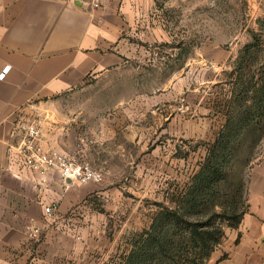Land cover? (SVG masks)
<instances>
[{"label": "crops", "instance_id": "crops-1", "mask_svg": "<svg viewBox=\"0 0 264 264\" xmlns=\"http://www.w3.org/2000/svg\"><path fill=\"white\" fill-rule=\"evenodd\" d=\"M102 1L94 8L91 0H0V72L10 66L0 78V264L114 263L115 239L92 197H125L113 158L131 145L145 150L147 129L126 109L79 112L72 123L60 110L66 93L125 66L134 53L127 35L146 0ZM25 121H39L45 144L103 168L105 179L66 184L53 173L45 181L17 150ZM52 202L50 219L45 206ZM246 202L240 224L225 229L207 264H264V154L249 171ZM33 222L41 226L36 243L28 234Z\"/></svg>", "mask_w": 264, "mask_h": 264}, {"label": "rangeland", "instance_id": "rangeland-1", "mask_svg": "<svg viewBox=\"0 0 264 264\" xmlns=\"http://www.w3.org/2000/svg\"><path fill=\"white\" fill-rule=\"evenodd\" d=\"M127 40L134 53L125 66L89 76L60 108L64 123L83 111L99 117L126 109L129 120L147 129L145 150L131 145L113 158L121 163L117 181L125 197H92L115 239L113 264L150 226L158 203L171 204L198 170L225 121L232 71L241 61L264 63V0H146ZM263 154L264 138L253 156L234 163L244 200L249 171Z\"/></svg>", "mask_w": 264, "mask_h": 264}, {"label": "trees", "instance_id": "trees-1", "mask_svg": "<svg viewBox=\"0 0 264 264\" xmlns=\"http://www.w3.org/2000/svg\"><path fill=\"white\" fill-rule=\"evenodd\" d=\"M232 73L225 121L198 170L171 204L158 203L150 226L131 238L129 251L115 264H207L225 236V225L240 224L247 202L234 163L253 156L264 138V63L252 67L241 61Z\"/></svg>", "mask_w": 264, "mask_h": 264}, {"label": "built area", "instance_id": "built-area-1", "mask_svg": "<svg viewBox=\"0 0 264 264\" xmlns=\"http://www.w3.org/2000/svg\"><path fill=\"white\" fill-rule=\"evenodd\" d=\"M76 3L79 0H66ZM103 4L102 0H91L92 7L97 8ZM10 69L6 65L0 72V78H4ZM22 136L17 143V150L29 168L38 171L44 176V180L50 174L56 173L62 183H100L106 177V170L92 165L89 161H78L59 148L45 144L39 121H25L20 124ZM57 204L52 202L45 206L48 218H54ZM28 234L36 243L41 239V226L32 223L28 226Z\"/></svg>", "mask_w": 264, "mask_h": 264}]
</instances>
